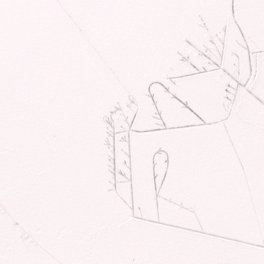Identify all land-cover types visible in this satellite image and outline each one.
I'll return each mask as SVG.
<instances>
[{
    "label": "water",
    "instance_id": "95a60500",
    "mask_svg": "<svg viewBox=\"0 0 264 264\" xmlns=\"http://www.w3.org/2000/svg\"><path fill=\"white\" fill-rule=\"evenodd\" d=\"M0 264H264V0H0Z\"/></svg>",
    "mask_w": 264,
    "mask_h": 264
}]
</instances>
